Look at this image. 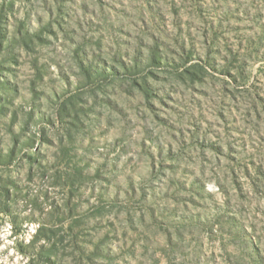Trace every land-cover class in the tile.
<instances>
[{
  "label": "rangeland",
  "instance_id": "1",
  "mask_svg": "<svg viewBox=\"0 0 264 264\" xmlns=\"http://www.w3.org/2000/svg\"><path fill=\"white\" fill-rule=\"evenodd\" d=\"M0 264H264V0H0Z\"/></svg>",
  "mask_w": 264,
  "mask_h": 264
}]
</instances>
